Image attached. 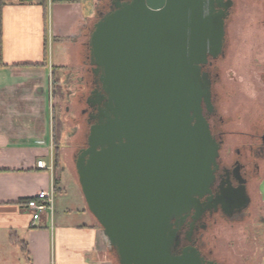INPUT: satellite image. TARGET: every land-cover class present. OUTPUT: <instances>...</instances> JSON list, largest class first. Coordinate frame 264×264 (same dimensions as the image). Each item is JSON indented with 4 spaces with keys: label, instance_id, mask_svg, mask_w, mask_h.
<instances>
[{
    "label": "water",
    "instance_id": "obj_1",
    "mask_svg": "<svg viewBox=\"0 0 264 264\" xmlns=\"http://www.w3.org/2000/svg\"><path fill=\"white\" fill-rule=\"evenodd\" d=\"M120 1L88 36L105 96L74 160L80 191L118 264H200L175 252L214 179L219 145L203 115L211 83L202 67L223 51L221 0Z\"/></svg>",
    "mask_w": 264,
    "mask_h": 264
},
{
    "label": "crops",
    "instance_id": "obj_2",
    "mask_svg": "<svg viewBox=\"0 0 264 264\" xmlns=\"http://www.w3.org/2000/svg\"><path fill=\"white\" fill-rule=\"evenodd\" d=\"M98 1L0 0V264H114L78 182L80 196L61 182L52 123L60 74L72 66L71 90ZM51 187L52 218L33 221L25 204Z\"/></svg>",
    "mask_w": 264,
    "mask_h": 264
},
{
    "label": "flooded vegetation",
    "instance_id": "obj_3",
    "mask_svg": "<svg viewBox=\"0 0 264 264\" xmlns=\"http://www.w3.org/2000/svg\"><path fill=\"white\" fill-rule=\"evenodd\" d=\"M114 2L115 0L98 1L92 25L100 15L113 8ZM221 5L218 8L215 5V8L225 14L223 51L216 59L209 57L202 67V72L208 75L211 83V109L208 110L202 104L203 115L213 139L219 145L214 179L208 192L196 198L199 208L186 214L177 232L179 243L175 252L177 256L184 252L195 253L200 264H227L215 257V244L212 241L217 240L214 234L216 229L228 227L235 230L240 227L245 238L244 244L252 246L257 240V233L254 230L252 232V227L262 220L260 187L264 181V113L257 110L256 113L249 114L246 131H229L226 128L228 120L220 110V102H217L221 96L219 94L217 99L218 94L214 92L215 87H219L222 82L218 62L225 56L226 29L234 20L236 0H221ZM261 23L264 25V18ZM81 59L83 70L77 71L68 99L71 107L79 110L77 114L71 112L70 120L84 139L83 145L73 155V161L87 147L89 128L94 123L92 116L96 114L97 102L105 96L93 73L94 67L89 64V47L86 42L83 43ZM69 110L65 109L66 112ZM234 118V122L241 119L238 114ZM252 233H255L253 237Z\"/></svg>",
    "mask_w": 264,
    "mask_h": 264
},
{
    "label": "rangeland",
    "instance_id": "obj_4",
    "mask_svg": "<svg viewBox=\"0 0 264 264\" xmlns=\"http://www.w3.org/2000/svg\"><path fill=\"white\" fill-rule=\"evenodd\" d=\"M235 8L234 20L226 29L225 56L218 62L222 82L214 92L218 94L217 99L219 94L221 96L217 102H220V110L228 120L227 130L246 131L249 114L257 110L264 113V25L261 23L264 0H236ZM83 40L85 42L87 38ZM71 67L67 66L65 73L60 74L67 81L54 93L52 123L54 142L61 151L58 154L56 150L55 155L63 160L61 182L67 187L68 194L80 196L73 155L83 145L84 139L70 120L71 112L77 114L79 111L71 107L68 100L72 93L67 90ZM66 108L70 109L69 112L65 111ZM237 114L241 119L234 122L232 118ZM260 194L262 220L252 227V232L254 230L258 234L255 235L257 240L252 246H247L240 227L235 230L228 227L216 229L214 234L217 240L212 244H215V257L218 260L227 264H264V181ZM112 260L116 264L113 257Z\"/></svg>",
    "mask_w": 264,
    "mask_h": 264
},
{
    "label": "built area",
    "instance_id": "obj_5",
    "mask_svg": "<svg viewBox=\"0 0 264 264\" xmlns=\"http://www.w3.org/2000/svg\"><path fill=\"white\" fill-rule=\"evenodd\" d=\"M21 2L25 0H19ZM38 169L48 170L51 173L54 170V165L51 163L47 166L43 161L36 164ZM26 208L32 213V220H39L42 214H48L52 218L54 210V188L51 187L48 191H40L36 197L25 204Z\"/></svg>",
    "mask_w": 264,
    "mask_h": 264
},
{
    "label": "trees",
    "instance_id": "obj_6",
    "mask_svg": "<svg viewBox=\"0 0 264 264\" xmlns=\"http://www.w3.org/2000/svg\"><path fill=\"white\" fill-rule=\"evenodd\" d=\"M92 26H93V25H92ZM92 26L88 28V30H87V32H86V34H85V37L87 38V40L85 41L86 44H87V42H88V38H89L88 36H89L90 30L92 29ZM57 160H58V157L55 156V164H57ZM111 254H112V257L115 259L116 264H118V260H117V257H116V255H115L114 250L111 252ZM114 264H115V263H114Z\"/></svg>",
    "mask_w": 264,
    "mask_h": 264
}]
</instances>
